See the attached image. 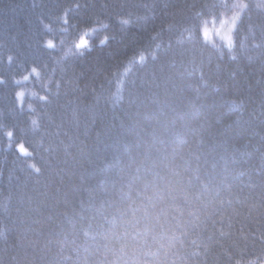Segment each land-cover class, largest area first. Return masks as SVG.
Instances as JSON below:
<instances>
[{
    "label": "trees",
    "instance_id": "16d2710c",
    "mask_svg": "<svg viewBox=\"0 0 264 264\" xmlns=\"http://www.w3.org/2000/svg\"><path fill=\"white\" fill-rule=\"evenodd\" d=\"M0 264H264V0H0Z\"/></svg>",
    "mask_w": 264,
    "mask_h": 264
},
{
    "label": "rangeland",
    "instance_id": "374dc122",
    "mask_svg": "<svg viewBox=\"0 0 264 264\" xmlns=\"http://www.w3.org/2000/svg\"><path fill=\"white\" fill-rule=\"evenodd\" d=\"M222 27H223V25H221V27H219V31H220V32L222 31V29H221ZM227 35H228V34H227Z\"/></svg>",
    "mask_w": 264,
    "mask_h": 264
}]
</instances>
